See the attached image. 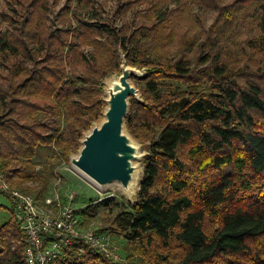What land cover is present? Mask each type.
<instances>
[{
	"label": "trees",
	"instance_id": "16d2710c",
	"mask_svg": "<svg viewBox=\"0 0 264 264\" xmlns=\"http://www.w3.org/2000/svg\"><path fill=\"white\" fill-rule=\"evenodd\" d=\"M4 1L0 172L10 184L49 195L54 163L69 164L102 119L104 81L120 73L122 50L148 72L135 79L145 104L132 99L127 119L148 155L135 203L100 202L113 217L98 232L123 237L134 264H264V61H226L202 31L179 34L168 5L183 0H107L111 15L95 0L55 11L63 0ZM262 1L260 34L246 46L264 54ZM218 17L212 30L232 9ZM100 205L78 211L84 225ZM24 248L14 214L0 217V264H27ZM53 264L120 262L78 244Z\"/></svg>",
	"mask_w": 264,
	"mask_h": 264
},
{
	"label": "rangeland",
	"instance_id": "374dc122",
	"mask_svg": "<svg viewBox=\"0 0 264 264\" xmlns=\"http://www.w3.org/2000/svg\"><path fill=\"white\" fill-rule=\"evenodd\" d=\"M63 0L59 6L54 8V11L59 9L66 3ZM175 1V0H169ZM97 6L104 7L106 14L111 15L115 9L116 3L107 0H95ZM184 4V5H183ZM262 0H183L182 6L172 2L171 10H177L174 15L176 21L174 22V29L177 28L179 34L189 33L188 36H193L194 33L203 32V38L215 43L214 48H218L222 54L223 60L236 61L237 64L260 63L264 61V54L257 53V51L247 49L246 43L248 40L260 34L259 25L263 16L261 12ZM5 5L4 0H0V9ZM147 3H142L140 8H147ZM230 7L232 9V18L217 25L212 30V24L224 8ZM179 8V9H178ZM180 15V18L177 16ZM220 18V17H218ZM202 34V33H201ZM44 161V157L41 159ZM58 175L52 180L49 195H52L56 188L70 187L77 193L76 208L83 211L88 206L100 205L102 201L108 198H116L118 202L126 204L127 206L135 203V196H127L120 187L113 185L108 189H102L91 182L89 179L74 170L70 164L63 161L54 163ZM142 176L144 172L143 165L141 166ZM59 178H62V183L57 185ZM35 185V184H34ZM137 193V192H136ZM34 194V193H33ZM35 195V194H34ZM0 205L2 206L0 217L2 220H7L13 214L12 202L9 196L0 192ZM114 213L118 212L114 209ZM109 208L100 205L97 211L93 213V219L88 225L96 230L106 227V218H112ZM112 236V240L117 248L118 254L122 258L120 264H134L138 259L130 260L126 254L125 240L115 231L107 232ZM24 253V252H23Z\"/></svg>",
	"mask_w": 264,
	"mask_h": 264
},
{
	"label": "water",
	"instance_id": "95a60500",
	"mask_svg": "<svg viewBox=\"0 0 264 264\" xmlns=\"http://www.w3.org/2000/svg\"><path fill=\"white\" fill-rule=\"evenodd\" d=\"M121 61L120 73L104 81L106 106L102 119L84 134L80 149L70 156L69 164L98 187L108 189L116 185L127 196L136 195V201L143 177L141 166L144 167L148 153L145 145L130 133L127 119L132 99L145 104L135 79H145L148 72L129 65L122 50ZM136 181L137 189L133 192Z\"/></svg>",
	"mask_w": 264,
	"mask_h": 264
},
{
	"label": "built area",
	"instance_id": "2783aa9c",
	"mask_svg": "<svg viewBox=\"0 0 264 264\" xmlns=\"http://www.w3.org/2000/svg\"><path fill=\"white\" fill-rule=\"evenodd\" d=\"M61 183L59 178L56 184ZM0 192L11 199L12 212L25 234L23 255L27 264H53L78 244L89 246L116 263L123 261L109 233H99L83 224L78 213L82 208H76L77 193L72 188H56L52 195L37 198L14 188L0 172ZM80 250L84 252L85 248Z\"/></svg>",
	"mask_w": 264,
	"mask_h": 264
},
{
	"label": "bare ground",
	"instance_id": "6f19581e",
	"mask_svg": "<svg viewBox=\"0 0 264 264\" xmlns=\"http://www.w3.org/2000/svg\"><path fill=\"white\" fill-rule=\"evenodd\" d=\"M137 189V181L134 183L133 192H135Z\"/></svg>",
	"mask_w": 264,
	"mask_h": 264
}]
</instances>
